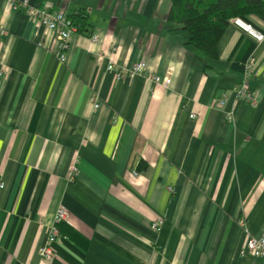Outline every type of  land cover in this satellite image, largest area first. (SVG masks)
Wrapping results in <instances>:
<instances>
[{
    "label": "crops",
    "instance_id": "1",
    "mask_svg": "<svg viewBox=\"0 0 264 264\" xmlns=\"http://www.w3.org/2000/svg\"><path fill=\"white\" fill-rule=\"evenodd\" d=\"M11 1L0 0V264H264L240 254L264 233V38L229 20L209 61L170 0H29L87 12L61 62ZM242 84L254 102L237 97ZM61 207L69 217L54 222Z\"/></svg>",
    "mask_w": 264,
    "mask_h": 264
},
{
    "label": "trees",
    "instance_id": "2",
    "mask_svg": "<svg viewBox=\"0 0 264 264\" xmlns=\"http://www.w3.org/2000/svg\"><path fill=\"white\" fill-rule=\"evenodd\" d=\"M169 18L182 24L187 31V43L199 50L209 61L218 58L217 44L228 21L240 18L261 30L253 17L264 22V0H170ZM76 29L87 25V12L79 9L68 14ZM262 32V31H261ZM147 163L140 161L135 171L144 172Z\"/></svg>",
    "mask_w": 264,
    "mask_h": 264
},
{
    "label": "built area",
    "instance_id": "3",
    "mask_svg": "<svg viewBox=\"0 0 264 264\" xmlns=\"http://www.w3.org/2000/svg\"><path fill=\"white\" fill-rule=\"evenodd\" d=\"M11 5L14 9H22L30 16H33L37 22H39L46 30L47 33L51 34L57 42L56 56L61 62H65L67 58V52L70 46V36L76 27L72 24L71 20L68 18V14L62 10H55L48 6H32L29 0H12ZM232 23L238 27L245 30L249 35L255 38L257 41H261L264 38V34L252 27L250 24L245 22L240 18L230 19ZM108 69H113V63H109ZM249 67V66H248ZM146 63L144 60H139L131 68V73L140 74L145 71ZM6 69L0 62V75H4ZM124 75L122 70H117L115 72L116 79H120ZM152 80L157 83L169 84L170 78L160 77L159 75H152ZM237 97L239 99H244L248 102H254V95L248 89L246 84H242L237 92ZM225 102L224 96L217 99V103L222 105ZM97 99L95 96V106H97ZM233 111L227 113L229 119H233ZM195 113H191L190 117H194ZM76 171V165L71 168L70 178L74 177ZM4 187V182L0 181V189ZM69 217V211L63 207L59 208L55 214L54 222L61 220H67ZM154 227L158 226L155 224ZM59 238L58 228L51 224L47 232L46 243L39 248V253L41 257L50 262L54 259L55 252L52 248V243L57 241ZM241 255L250 254L253 257H264V233L259 236H249L243 248L240 250Z\"/></svg>",
    "mask_w": 264,
    "mask_h": 264
}]
</instances>
